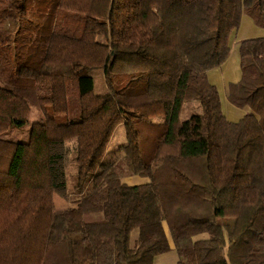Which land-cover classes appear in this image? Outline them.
Here are the masks:
<instances>
[{
    "label": "trees",
    "instance_id": "obj_1",
    "mask_svg": "<svg viewBox=\"0 0 264 264\" xmlns=\"http://www.w3.org/2000/svg\"><path fill=\"white\" fill-rule=\"evenodd\" d=\"M242 14L264 30V0H0V264H155L170 241L177 264H264V36L238 45L227 91L249 110L238 122L208 80ZM71 101L72 120L48 114ZM192 101L201 113L181 121ZM31 106L45 119L29 140L3 138ZM156 117L165 122L145 153ZM121 124L127 142L102 162Z\"/></svg>",
    "mask_w": 264,
    "mask_h": 264
},
{
    "label": "rangeland",
    "instance_id": "obj_2",
    "mask_svg": "<svg viewBox=\"0 0 264 264\" xmlns=\"http://www.w3.org/2000/svg\"><path fill=\"white\" fill-rule=\"evenodd\" d=\"M264 36V30L254 24V22L246 15L242 14L240 19V24L236 30L233 31L230 38V54L227 61L218 69H215V72L210 74L209 80L218 90L220 100H221V109L230 122H238L245 114L249 113L248 109H238L232 106L227 100V91L229 83H234L240 78V66H239V53L238 45L242 40L245 39H254ZM89 76L93 80L94 95H104L107 92V86L104 79L103 70L94 69L89 72ZM47 112L50 116L56 119L57 122L63 124L75 118L78 114L77 103L71 101L70 109L68 114L65 115H54L51 108L47 109ZM201 113V107L198 101L187 102L183 105L180 120L188 121L195 114ZM45 119L44 113L36 108L31 106V111L28 117V122L22 127H12L4 135L3 138L14 141L25 143L29 140L30 128L31 125L35 122H43ZM165 122L163 117H156L152 119V124H155L154 127L148 126L142 130L144 135L143 148L144 152L148 153L150 151V146L152 145L155 137L161 132L162 125ZM126 129L123 124L119 125L111 139L108 143L106 154L104 155L102 162H107L121 154L122 147L126 144ZM76 164L74 160V155L70 152L67 155L66 165H65V176H66V189H67V199L71 200L74 196V187L76 185ZM139 180L141 178L137 176H126L124 181L133 183L132 180ZM143 180H139V183H143ZM138 231L135 230L131 234V242L137 238ZM206 235H200L195 239L205 238ZM173 256L177 258L175 253L162 254L156 258L155 262L160 261L162 258L167 256Z\"/></svg>",
    "mask_w": 264,
    "mask_h": 264
},
{
    "label": "crops",
    "instance_id": "obj_3",
    "mask_svg": "<svg viewBox=\"0 0 264 264\" xmlns=\"http://www.w3.org/2000/svg\"><path fill=\"white\" fill-rule=\"evenodd\" d=\"M218 69V68H217ZM213 72H215V69L214 70H211L210 72H208V80H209V76H210V74H212ZM209 82H210V80H209ZM211 83V82H210ZM212 84V83H211ZM230 84V83H229ZM132 179H130V181H131ZM139 180H143L144 182L143 183H139V184H146V183H148V180L146 179V178H141V179H139ZM139 180H132V182L133 183H129V182H126V181H124L123 180V182L124 183H126V184H128V185H139L138 184V182H139ZM167 232V231H166ZM168 238H169V235H168ZM170 248H171V251L170 252H168L169 254L170 253H173L174 251H173V245H172V243H171V241H170ZM167 254V253H166ZM155 264H177V258L175 259V257H173V256H167V257H164V258H162L160 261H158V262H155Z\"/></svg>",
    "mask_w": 264,
    "mask_h": 264
}]
</instances>
